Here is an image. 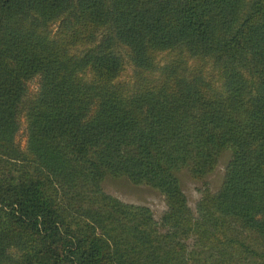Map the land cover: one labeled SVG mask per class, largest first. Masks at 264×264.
Returning a JSON list of instances; mask_svg holds the SVG:
<instances>
[{
    "label": "trees",
    "instance_id": "trees-1",
    "mask_svg": "<svg viewBox=\"0 0 264 264\" xmlns=\"http://www.w3.org/2000/svg\"><path fill=\"white\" fill-rule=\"evenodd\" d=\"M0 264H264V0H0Z\"/></svg>",
    "mask_w": 264,
    "mask_h": 264
},
{
    "label": "rangeland",
    "instance_id": "rangeland-1",
    "mask_svg": "<svg viewBox=\"0 0 264 264\" xmlns=\"http://www.w3.org/2000/svg\"><path fill=\"white\" fill-rule=\"evenodd\" d=\"M172 58L171 55L162 52L156 56V62L158 66H163ZM158 76V73H155ZM121 79L129 81L130 77H134L133 69L130 65H127L121 74ZM38 79L35 78L29 82V92H33L37 88ZM25 121L22 119L20 131L16 136V142L21 149H24L26 145V130ZM230 152L224 151L219 158V163L215 171L207 177L208 186L212 191H215L221 184L224 170L227 161L229 160ZM181 186L187 197L188 205L191 210L196 212V204L200 199V190L202 188L201 183L195 181L190 177L187 171H182L180 173ZM103 189L106 193L118 198L119 200L148 207L154 218L159 221L162 217L164 211L166 210V203L163 196L156 190L145 186V185H134L128 179L122 178H112L108 177L104 181Z\"/></svg>",
    "mask_w": 264,
    "mask_h": 264
}]
</instances>
